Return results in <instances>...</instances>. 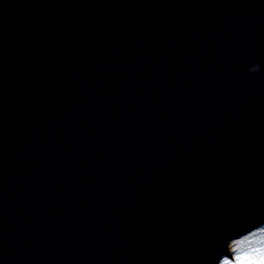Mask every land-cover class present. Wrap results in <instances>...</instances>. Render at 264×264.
<instances>
[{
	"label": "water",
	"instance_id": "95a60500",
	"mask_svg": "<svg viewBox=\"0 0 264 264\" xmlns=\"http://www.w3.org/2000/svg\"><path fill=\"white\" fill-rule=\"evenodd\" d=\"M263 202L264 0H0V264H208Z\"/></svg>",
	"mask_w": 264,
	"mask_h": 264
},
{
	"label": "rangeland",
	"instance_id": "374dc122",
	"mask_svg": "<svg viewBox=\"0 0 264 264\" xmlns=\"http://www.w3.org/2000/svg\"><path fill=\"white\" fill-rule=\"evenodd\" d=\"M234 230L229 234L230 247L222 250L212 264H245V261L259 264L264 257V203L255 215Z\"/></svg>",
	"mask_w": 264,
	"mask_h": 264
},
{
	"label": "snow or ice",
	"instance_id": "6c2138e0",
	"mask_svg": "<svg viewBox=\"0 0 264 264\" xmlns=\"http://www.w3.org/2000/svg\"><path fill=\"white\" fill-rule=\"evenodd\" d=\"M227 264V262H226ZM245 264H255V262L253 261H245ZM259 264H264V257L261 258V260L259 261Z\"/></svg>",
	"mask_w": 264,
	"mask_h": 264
},
{
	"label": "trees",
	"instance_id": "16d2710c",
	"mask_svg": "<svg viewBox=\"0 0 264 264\" xmlns=\"http://www.w3.org/2000/svg\"><path fill=\"white\" fill-rule=\"evenodd\" d=\"M233 232H235V230L228 231L227 234H232Z\"/></svg>",
	"mask_w": 264,
	"mask_h": 264
},
{
	"label": "clouds",
	"instance_id": "9594fccd",
	"mask_svg": "<svg viewBox=\"0 0 264 264\" xmlns=\"http://www.w3.org/2000/svg\"><path fill=\"white\" fill-rule=\"evenodd\" d=\"M257 67H259V65H257Z\"/></svg>",
	"mask_w": 264,
	"mask_h": 264
}]
</instances>
